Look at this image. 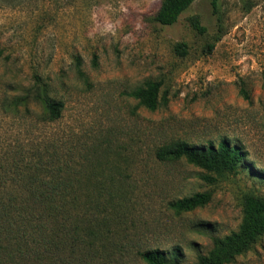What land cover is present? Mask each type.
Listing matches in <instances>:
<instances>
[{
	"label": "rangeland",
	"instance_id": "374dc122",
	"mask_svg": "<svg viewBox=\"0 0 264 264\" xmlns=\"http://www.w3.org/2000/svg\"><path fill=\"white\" fill-rule=\"evenodd\" d=\"M162 1L0 0V76L27 85L37 74L63 103L61 118L45 126L0 115V141L59 139L77 162L89 158L103 194L126 199L105 238L67 264H145L139 253L155 248H179V264H194L212 237L237 230L242 194L264 197V0H218L216 13L211 0H195L171 26L154 20ZM193 16L204 33L190 26ZM145 81L160 83L153 111L129 95ZM222 139L245 159L215 182L184 160L154 157L179 140ZM205 192L201 208L169 207ZM230 264H264V236Z\"/></svg>",
	"mask_w": 264,
	"mask_h": 264
},
{
	"label": "trees",
	"instance_id": "16d2710c",
	"mask_svg": "<svg viewBox=\"0 0 264 264\" xmlns=\"http://www.w3.org/2000/svg\"><path fill=\"white\" fill-rule=\"evenodd\" d=\"M194 1L163 0L155 22L161 26L175 24ZM210 4L216 13L218 0H211ZM188 21L197 33L205 32L198 17ZM213 47L214 43L207 44V51ZM175 50L181 55L186 53L182 43ZM159 88V82L145 81L129 95L139 106L153 111L160 106ZM241 92L248 99L247 92ZM62 111L63 103L51 96L49 85L37 74L27 85L17 82L13 74L4 72L0 76L3 120L45 126L57 122ZM26 138L0 141V264L71 263L77 255L84 256L94 248L91 241L105 238L126 199L110 192L103 194L106 183L97 178L89 158L77 162L70 151L59 145V139ZM154 157L159 162L184 160L208 173L202 179L215 182L235 174L244 165L245 154L240 146L226 139L205 147L179 140L158 147ZM210 199L208 192L195 193L170 202L169 207L176 214L191 212ZM240 206L237 230L212 237L210 250L198 254L194 264H230L264 236V197L244 193ZM139 257L145 264H179L180 250L148 249Z\"/></svg>",
	"mask_w": 264,
	"mask_h": 264
}]
</instances>
